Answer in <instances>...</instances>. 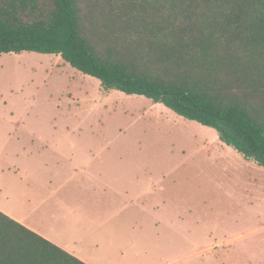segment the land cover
Wrapping results in <instances>:
<instances>
[{
	"label": "rangeland",
	"instance_id": "rangeland-1",
	"mask_svg": "<svg viewBox=\"0 0 264 264\" xmlns=\"http://www.w3.org/2000/svg\"><path fill=\"white\" fill-rule=\"evenodd\" d=\"M15 132L27 143L42 135L84 147L122 189L95 224L77 227L89 264H202L212 250L204 246L225 236L264 241V166L215 128L105 88L58 54L0 55V165Z\"/></svg>",
	"mask_w": 264,
	"mask_h": 264
},
{
	"label": "trees",
	"instance_id": "trees-1",
	"mask_svg": "<svg viewBox=\"0 0 264 264\" xmlns=\"http://www.w3.org/2000/svg\"><path fill=\"white\" fill-rule=\"evenodd\" d=\"M58 54L264 166V0H0V55ZM0 264H88L0 210Z\"/></svg>",
	"mask_w": 264,
	"mask_h": 264
},
{
	"label": "crops",
	"instance_id": "crops-1",
	"mask_svg": "<svg viewBox=\"0 0 264 264\" xmlns=\"http://www.w3.org/2000/svg\"><path fill=\"white\" fill-rule=\"evenodd\" d=\"M16 132L8 139L17 143L3 146L8 150V166L0 165V210L81 258L77 227L95 224L102 207L117 196L120 201L122 189L93 165L92 158L80 153L84 147L42 135L35 138L37 144L27 143L16 138ZM21 133L31 135L27 130ZM256 244L264 241L225 236L204 246L212 250L204 251L202 264H264V253L255 250L261 245Z\"/></svg>",
	"mask_w": 264,
	"mask_h": 264
}]
</instances>
